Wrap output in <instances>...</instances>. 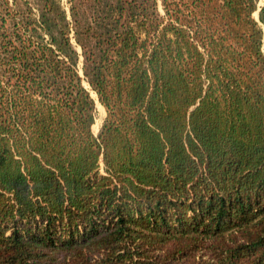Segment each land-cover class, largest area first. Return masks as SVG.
Here are the masks:
<instances>
[{"label":"trees","instance_id":"obj_1","mask_svg":"<svg viewBox=\"0 0 264 264\" xmlns=\"http://www.w3.org/2000/svg\"><path fill=\"white\" fill-rule=\"evenodd\" d=\"M0 264H264V0H0Z\"/></svg>","mask_w":264,"mask_h":264},{"label":"rangeland","instance_id":"obj_2","mask_svg":"<svg viewBox=\"0 0 264 264\" xmlns=\"http://www.w3.org/2000/svg\"><path fill=\"white\" fill-rule=\"evenodd\" d=\"M63 2H67V0H63ZM160 9H161V11H163V6H162V3H161V1H160ZM256 15V14H255ZM87 83H85V85H86ZM88 85V84H87ZM89 86V85H88ZM89 89H90V87H89ZM91 90V89H90ZM93 96V95H92ZM93 97H95L96 98V95L95 96H93ZM97 99H98V97H97ZM97 99H96V101H97ZM97 104H99V102L97 101L96 102ZM103 107V106H102ZM97 109H98V114H97V120H96V122H95V127L97 128V132L95 133V134H99V131H100V128H101V125H102V123H103V121H104V119H105V117H106V115H107V112H106V109L103 107V109L104 110H102V109H99L98 107H97ZM94 127V128H95ZM94 128H93V130H94ZM94 132V131H93Z\"/></svg>","mask_w":264,"mask_h":264},{"label":"bare ground","instance_id":"obj_3","mask_svg":"<svg viewBox=\"0 0 264 264\" xmlns=\"http://www.w3.org/2000/svg\"><path fill=\"white\" fill-rule=\"evenodd\" d=\"M257 15H258V13L256 12V16H257ZM94 98H95V97H94ZM95 99H96V98H95ZM98 101H99V100H98ZM99 103H100V102H99ZM97 107H98L99 109L104 110L103 107H102L100 104H97ZM93 131H94V133H96V132H97V128L95 127Z\"/></svg>","mask_w":264,"mask_h":264},{"label":"water","instance_id":"obj_4","mask_svg":"<svg viewBox=\"0 0 264 264\" xmlns=\"http://www.w3.org/2000/svg\"><path fill=\"white\" fill-rule=\"evenodd\" d=\"M258 15L256 16L257 19H259V11H257ZM90 87V86H89ZM99 100V99H98ZM98 135V134H95Z\"/></svg>","mask_w":264,"mask_h":264}]
</instances>
